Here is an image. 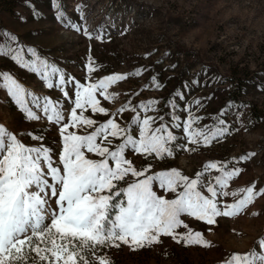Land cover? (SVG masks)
<instances>
[{
    "label": "rangeland",
    "instance_id": "obj_1",
    "mask_svg": "<svg viewBox=\"0 0 264 264\" xmlns=\"http://www.w3.org/2000/svg\"><path fill=\"white\" fill-rule=\"evenodd\" d=\"M56 4L59 9L54 7ZM60 12L66 19L78 17L77 22L89 33L106 35L107 39H88L70 30L56 18ZM0 48V127L16 135L26 147L45 146L51 147L54 154L61 152L60 126L46 118L28 120L2 86L3 75H11L26 93L41 99L47 97L64 104V98L59 89H49L36 73L13 60L15 52L9 49L34 48L50 62H57L67 76L86 84L109 75L125 76L126 80L109 86L111 99L97 97L108 117L89 115L90 109L83 112L96 120L95 126L121 108L128 109L116 116L122 128L131 129V120L138 114L156 121L153 127L174 123L172 117H161L159 98L181 75L182 97L176 98L181 120L186 122L189 111L199 118L193 128L214 127L215 121L223 119L231 133L192 151L186 148L174 152L164 160L130 149L126 158L133 167L148 169V174L175 168L190 179L204 173L210 163L238 170L223 189L217 186L218 192L228 193L227 197H217L221 206L238 203L249 187L264 190V0H0ZM24 57L30 59L26 51ZM88 57L92 58L93 73L86 70ZM153 77L158 78L159 89L152 83ZM238 79L246 81L244 86L237 85ZM226 94L230 98L224 109ZM27 99L30 102L31 97ZM150 101L157 104L147 111L131 112L129 106ZM196 101L201 103L197 105ZM93 127L85 125L69 131L82 135L93 131ZM38 133L43 134V140L29 138ZM134 135L138 138V131ZM118 142L122 141L111 136L107 141H98L110 148ZM86 156L97 159L94 154ZM147 160L151 163H144ZM221 174L218 169H208L205 182H213ZM134 179L129 176L126 181ZM126 181L118 182V186H127ZM154 190L165 199L175 198L158 186ZM183 219L193 232L202 233L209 247L178 244L162 236L159 243L141 249L127 245L106 249L102 256L99 252L93 254L91 261L98 264L103 258L109 264H226L233 254H264L258 243L264 239V196L258 193L241 214L217 218L216 225L191 217ZM178 231L183 235L187 230Z\"/></svg>",
    "mask_w": 264,
    "mask_h": 264
},
{
    "label": "snow or ice",
    "instance_id": "obj_2",
    "mask_svg": "<svg viewBox=\"0 0 264 264\" xmlns=\"http://www.w3.org/2000/svg\"><path fill=\"white\" fill-rule=\"evenodd\" d=\"M54 7L59 9L60 5ZM56 18L88 39H107L106 35L89 33L77 22L78 17L66 19L60 12ZM10 39L15 41L16 37ZM9 51L15 52L12 59L21 67L36 73L49 89H59L63 94L64 104L47 97L41 99L26 93L11 75L2 77V86L28 120L46 118L60 126L63 144L62 151L55 154L51 147H26L16 135L0 127V264H94L93 254L99 252L102 256L106 249L121 245L141 249L159 243L162 236L171 237L178 244L209 247L202 233L193 232L183 217L216 225L217 218L241 214L257 193L264 196V190L249 187L238 203L221 206L217 197H227L228 193L218 192L217 186L223 189L238 175V170L210 163L204 173L190 179L175 168L148 174V169L133 167V162L126 158L130 149L133 153L164 160L174 152L186 148L192 151L201 144L226 138L232 130L223 119H218L214 127L193 128L199 118L189 111L186 122L179 114H174V123L153 127L156 121L138 114L131 120L133 127L129 129L116 122V116L128 110L121 108L106 122L95 126L96 120L84 116L83 112L90 109L89 115L97 113L108 117L109 113L97 97L105 101L111 99L109 86L126 80L125 76L109 75L86 84L67 76L57 62H50L34 48ZM25 51L30 59H25ZM87 59L86 70L93 73L92 58ZM152 83L157 89L161 87L157 77H153ZM176 97L178 100L182 94L177 93ZM168 103L173 110L179 107L178 103ZM200 103L196 101L197 105ZM156 104L157 101H150L129 107L131 112L138 113ZM85 125L95 127L82 135L69 131ZM137 131L138 138L134 135ZM109 136L122 142L114 148L98 143L107 141ZM29 138L41 141L44 136L38 133ZM86 153L94 154L97 159L87 158ZM144 163L150 164L151 160ZM208 169H218L222 174L213 182H205ZM129 176L135 179L127 182ZM120 181H126L127 186H118ZM156 186L175 198L158 195L154 190ZM179 229L187 231L181 235ZM258 243L264 249V239ZM257 261L264 264V254H233L226 264H257ZM98 264L109 262L101 258Z\"/></svg>",
    "mask_w": 264,
    "mask_h": 264
},
{
    "label": "trees",
    "instance_id": "obj_3",
    "mask_svg": "<svg viewBox=\"0 0 264 264\" xmlns=\"http://www.w3.org/2000/svg\"><path fill=\"white\" fill-rule=\"evenodd\" d=\"M181 78V75L177 76V78L175 79L174 83H173V86L168 90L166 91L165 95H163L162 97L159 98V111L161 113V117H172L174 114H177V109L173 110L171 107H170V104L168 103L169 101L171 102H175L176 103V94L177 93H181V86H180V80ZM245 80L242 79H238L237 80V85L238 86H244L245 84ZM229 94V93H228ZM226 94V95H228ZM229 95L228 97L226 98V100L223 101L224 105L222 108H226V102L229 100ZM216 122V121H215ZM34 255V254H33ZM37 264H39V262H37Z\"/></svg>",
    "mask_w": 264,
    "mask_h": 264
}]
</instances>
